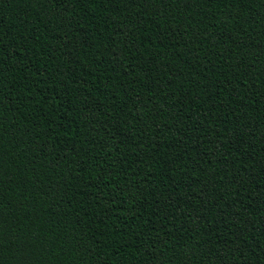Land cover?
Instances as JSON below:
<instances>
[{
  "label": "trees",
  "instance_id": "1",
  "mask_svg": "<svg viewBox=\"0 0 264 264\" xmlns=\"http://www.w3.org/2000/svg\"><path fill=\"white\" fill-rule=\"evenodd\" d=\"M0 264H264V0H0Z\"/></svg>",
  "mask_w": 264,
  "mask_h": 264
}]
</instances>
